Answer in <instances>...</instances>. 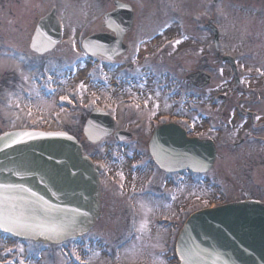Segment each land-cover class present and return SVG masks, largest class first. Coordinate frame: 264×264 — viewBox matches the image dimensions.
Here are the masks:
<instances>
[{
	"label": "rangeland",
	"instance_id": "1",
	"mask_svg": "<svg viewBox=\"0 0 264 264\" xmlns=\"http://www.w3.org/2000/svg\"><path fill=\"white\" fill-rule=\"evenodd\" d=\"M130 1L133 2V7L138 15L137 31L140 29L133 40L144 44L140 49L139 47L132 49V61L137 63L139 66L137 69L144 75L141 70L144 65L143 60L157 51L154 47L147 49L149 47L145 46L146 43L152 41L165 43L168 48L163 53L166 68L164 71L168 79L163 77V80L168 84L176 82L179 94L184 90V101L186 98L190 102L194 101L196 104L198 103L201 112L211 114L210 119L206 115L200 116L198 119L195 118L192 111V117L197 122L195 128L201 133H206L207 126L210 124V129L207 130L209 131L208 135L219 146L217 158L210 171L200 176L185 174L177 186L176 176H167L163 180L162 187L169 192V199H164V193L162 198H151V202L157 206V210L148 216L151 239L145 237L143 256L132 261L131 264H152L154 251L157 250L160 254L162 246H164L163 243H160L161 247L155 249L151 246L152 242L160 241L161 234H166L167 231L156 222L155 217L171 215V212L175 213L177 204L183 211L185 220L189 214L201 208L216 206L235 198H257L264 201V158L262 159L264 144L256 142L237 148L228 144L231 139L235 141L243 136L244 129L236 124L230 127L231 124L229 126L226 123L221 112L227 108L228 104L216 96L221 93L235 100L241 95L235 91L236 84L230 63L217 58L212 32L204 28L203 25L209 16L211 17L212 12L215 25L220 33L221 54H228L236 58L241 79L240 88L250 91L247 93L249 97H254L257 92L264 97V40H260L258 37L261 21H264V14H260V11L264 10V0H217L213 11L210 9L208 11V5H212V0ZM53 5L56 6V14L64 25V40L50 53L44 54L45 62H40L43 64L41 68L29 73L27 65L21 66L25 70V75H28L30 79L24 86L25 92L20 102V108H16L15 105L11 108L6 106V95L10 92L20 91L18 85L21 80L17 75V64L0 58V133L10 129L25 128L31 123L45 128H57L64 125L70 130L75 128L74 131H76L81 128L83 123V110H85L83 107L89 109L97 105H106L113 108L114 105H117L113 103L116 89L110 83L117 74L120 76L125 72V65L120 64L117 68L105 61L90 60L79 45L71 50L66 43L75 44L79 34L86 35L89 32L88 26L111 7L110 0H0V53L6 49H14L18 53L30 56L32 60L36 59L38 56L29 49L32 30L38 18ZM37 61L39 62V60ZM66 65L72 66L71 72L68 71ZM101 68L103 73L107 74V80L100 72ZM196 69L207 70L211 74V82L206 89L197 92L194 100V97L189 99L186 95L184 76ZM45 70H47V75L60 72L62 79L71 77L63 86L56 82L53 83V87L63 88L60 94L80 92L78 86L80 83H84L87 91L82 92L83 101L77 103L76 100H73L71 105L64 106L65 110L63 111L59 106L38 107L35 102L28 101L26 93L32 84L31 77L38 76L36 74L45 72ZM170 78L173 79L170 80ZM100 80L102 83L99 82ZM36 83L39 87L44 81L41 79ZM123 86H125L123 87L124 91L118 97L120 106L122 97L125 98L127 95H135L137 99H146L149 95L152 97L150 89L153 87L147 78L141 82L136 81L133 88L127 89L126 85ZM136 88L141 89L140 95L136 94ZM169 88L162 91L156 89V91L164 94ZM40 90L42 94L45 91L43 88ZM159 95L155 94V96ZM93 100L96 101L95 105L92 104ZM184 101L181 99L182 104H185ZM49 102L51 103V101ZM29 104L31 107L27 106ZM262 110L264 111V105ZM212 111L213 113H211ZM184 115H186L185 112ZM86 147L87 150L94 149L90 145ZM96 147L99 151L96 156H107L104 154L103 145ZM157 174L152 176V179L160 175ZM180 197L182 202L179 204L177 201L180 200ZM141 218L142 216L137 221ZM100 226L101 224H96L95 230L83 238V248L82 245L77 248L83 252L89 248L100 251V257L92 264H112V258L105 257L102 252L106 248L98 246L95 241L96 236L99 235L96 230ZM126 228L125 235H128L131 227L127 226ZM105 229L106 232L112 233L114 228L110 224ZM11 244L7 238L0 240V260L12 255L9 252V249H14ZM110 245L114 244L111 242ZM24 248L27 250V246ZM61 249V247L56 249L55 258L52 259L45 252L42 259L33 264H70L66 256L62 257ZM162 257L165 264H170V261L165 259L163 250ZM83 258L87 259L84 254Z\"/></svg>",
	"mask_w": 264,
	"mask_h": 264
},
{
	"label": "flooded vegetation",
	"instance_id": "2",
	"mask_svg": "<svg viewBox=\"0 0 264 264\" xmlns=\"http://www.w3.org/2000/svg\"><path fill=\"white\" fill-rule=\"evenodd\" d=\"M110 2L111 7L109 9H106L102 13V15L98 19H96V21L88 26L89 32L86 35H84L83 33L77 36L75 46L79 45L81 47L84 38L93 33H106L110 34L111 36H116L115 30L118 28H110L108 25V21L103 18V15L106 12L111 10L114 11L115 9H117L116 4H126L133 10V28L122 33V41L128 46V49L124 54L117 56L115 59H108L101 55L90 56L86 54L90 60L105 61L111 63L112 65H115L117 68L120 64L125 65V72L120 76L117 74L116 78H114L110 83V85L116 89V91L114 92L115 96L113 99V103L117 105H114L113 108H110L106 105H97L89 109L88 107H83L85 108V110H83V123L80 129L74 131L75 128L73 130H70V128H66L64 125H60L54 129L66 130L76 136L77 139L82 143L85 151L99 167L100 211L90 230L75 241L76 248L77 246L79 247V245H82L83 248V238L89 235L90 232L95 230L94 227L96 224H101L99 229L96 228V231L97 233H99V235L96 236L95 241L97 242L98 246L103 247V249L106 248V250L102 251L104 252L105 257L112 258L111 250H115V246L121 243V241L127 242V234L125 235V230L127 229V226L132 227L133 209L130 208V202L131 204L135 205L140 199L151 201L152 197L162 198L163 193L164 199H169V192L165 190L164 187H162V183L164 182L163 180L166 179L167 176H176V178L178 179V182H176V186L181 183L180 179L181 177H183L182 173L162 170L154 163V157L150 151V145L153 139L155 143L157 130L162 127L163 130H166L164 133L170 135H179V131L182 130L181 132L183 133L184 130L186 135L189 137H198L201 139L212 138L208 135L209 131H207L210 129V124H208L207 126L206 133H201L196 128L193 129L191 127L193 123L197 125L196 120H194V117H192V111L195 114V118L198 119L203 115H206L210 119L211 114L204 113L203 111L201 112L199 110V106L197 105L198 103L196 104V102L194 101L190 102L187 100V98L185 99L186 101H184V90L179 94V90L178 88H176V82L168 84L167 81L163 80V77L167 78V74H165L164 71L166 70V68L164 63L165 60L163 58V53L168 48L165 43H158L155 41L146 43L145 46L149 47L147 49L154 47V49H157V51L153 53L150 52L152 53V55L143 60L144 65L141 70L144 72V75L142 74V72H137V68L139 66L137 65V63H134L132 61L131 53L133 48L139 47L140 49V47L144 44L142 42L133 40L136 33L140 31V29L137 31L138 26L136 22L138 15L133 7V2L130 0H110ZM216 2L217 0L211 1L212 5H208V11L209 9L213 11V6L214 4H216ZM47 12H49V10ZM262 13L264 14V10L260 11V14ZM213 16L214 15H212L211 12V17L209 16L208 20ZM35 29L36 26H34L32 30L30 40L33 37ZM118 31L121 30L119 29ZM258 37L260 40H264V21H261V30L258 32ZM63 40L64 31H62L61 41L56 45V47L60 45ZM66 43L69 45V48L71 50H74L72 47V43ZM36 55L38 57H36V59H34L31 64L33 65L32 70L41 68V66L43 65L41 63L45 62L43 57L44 54ZM37 60H39V62ZM36 75H39V73ZM145 78L149 80V83L153 87V89H150L148 87L150 89V93L152 94V99L149 100L147 104H145L147 98L137 99L135 95L131 94L127 95V97L124 96L125 98L122 97V105L120 106L118 97L124 91L123 87L125 86L123 85H126L127 89H129V87L133 88L136 81L141 82ZM172 79L173 78H170V80ZM37 82H39V80ZM99 82L102 83L101 80ZM185 83V92L187 93L186 95H188L189 99L194 97V100L196 99L195 96L197 92L199 90L206 89V87L209 85L208 84L203 88H198L192 86L187 80H185ZM167 87H170L168 91H166L164 94L158 92L160 95L155 96L157 92L156 89L162 91L167 89ZM136 91V94L140 95L141 89L136 88ZM235 91L239 93L241 97L234 100L232 97L226 96L224 102L226 101L228 106L221 112V115L229 126L231 124L230 127H233L234 124L241 126L244 129V135L235 141L231 139L230 141H228V144L233 148H237L241 145L244 146L248 144H255L256 142L264 144V111L262 110L264 105V97L258 92L254 97L247 96V93H249L250 91L241 89L239 84H236ZM214 98L215 95L213 96V100ZM181 99L185 104L188 105L182 104ZM155 104L160 105L159 109L155 107ZM166 105H168L169 107H166ZM94 109H102L106 111V113L110 114L112 118L111 124L113 125V128L110 131H107V126L105 125L106 123L100 119V124L104 128H102V130L106 131H102V134L96 139V141L90 140L84 132V125L87 117ZM184 112L186 115H184ZM211 113H213V111ZM257 116L260 117L259 120L256 119ZM186 121L187 123H185ZM210 122L212 121L210 120ZM29 127L34 129H51L49 127L45 128L36 125H30ZM215 143L218 153L219 146L217 142ZM87 145L94 147V149L91 148L87 150ZM97 145H103V149L105 151L104 154H107V156H96L99 153L96 147ZM263 158L264 157H262V159ZM141 164H143V167L140 166ZM101 165H104L105 167H101ZM120 172H123L124 179L120 178ZM157 173L160 174V177L158 176L152 179V176L156 175ZM121 184H123L122 190L120 188ZM133 186H135V192L132 191ZM178 202L179 204L180 202H182L181 197L180 200L177 201V203ZM135 212L136 219L143 216V213L139 209V207L135 209ZM106 214L107 216H105ZM159 216H156L155 220H162L163 224L160 226L164 229H167V231L166 234H161L160 241L156 240V242L159 241V244L163 243L164 246H162V250L163 254H165V259L170 261V264H178L175 244L178 232L180 231L184 223L183 211L179 209V205L177 204L175 206V213L171 212V215ZM110 224L112 228H114L112 233H110L109 231L106 232L105 229V227ZM3 235L6 234L0 233V240ZM6 236H8V239L11 241V243L15 245V249L19 244H24L27 246V250H25V252L21 255L14 249L13 254L3 259L2 263L18 264L19 259H24L25 264H33L35 261H38L37 253L38 248L41 246L44 247L47 254L50 255V257L53 259L56 257V249H60V247H62L58 244H43L35 241H25L11 235ZM111 242L114 244L113 246L110 245ZM106 244L107 247H105ZM152 244L156 243L152 242ZM69 247H71V245H69ZM69 247H65L66 250H62V257L66 256L68 261L71 257ZM77 251L80 253L82 259H85L83 258V254L85 255L86 251L83 252V250L78 248ZM154 252L155 254H158L159 251L155 250ZM71 258L75 259L74 257Z\"/></svg>",
	"mask_w": 264,
	"mask_h": 264
},
{
	"label": "water",
	"instance_id": "3",
	"mask_svg": "<svg viewBox=\"0 0 264 264\" xmlns=\"http://www.w3.org/2000/svg\"><path fill=\"white\" fill-rule=\"evenodd\" d=\"M117 9L107 12L104 19L108 25L112 24L116 28L119 24L123 31L116 29V36L106 33H97L87 37L85 43H95L102 47L92 48L88 53L97 52L103 54V48L116 49L121 54L127 50L123 43V32L132 27L133 12L130 6L119 3ZM123 5L124 7H120ZM111 17L109 20L108 18ZM113 21L115 23H113ZM59 20L55 16V8L42 17L37 29L42 28L47 31L53 39L58 41ZM206 26L213 32L216 50L219 52V32L217 27L211 22ZM111 27V28H112ZM35 35V34H34ZM34 38V36H33ZM32 38V40H33ZM32 43V41H31ZM31 48V44H30ZM220 54L218 53V56ZM108 58V56H105ZM117 56H112L114 59ZM222 61H230L238 83L237 66L231 56H222ZM210 75L198 70L186 76V79L198 87H203L210 82ZM219 99H224V95H219ZM101 115L97 110L89 116L85 125V134L91 140H96L102 131L100 119L107 126V131L113 128L110 118ZM104 129V128H103ZM166 130L159 128L150 145V151L155 162L160 166L159 151L162 147L175 153H187L190 157H195L203 162L204 169H194L189 167L190 161H183L174 164L167 171L206 172L213 165L216 157V148L211 140H199L188 138L180 130L179 135L165 134ZM32 132L34 139L24 136L26 143L16 144L8 147L5 141L9 134L23 136L24 133ZM72 136L61 131H40V130H12L0 134V183L15 182L24 183L43 195L53 203L66 208H80L82 211L90 213L87 217H81L82 227L85 232L93 225L99 214L100 205V182L98 167L84 153L82 145L73 137L72 140L63 138V135ZM154 143V144H153ZM155 146V151H154ZM16 172H23L26 178L21 180L14 175ZM43 179L44 183H41ZM47 184L46 188L44 185ZM51 189L59 194L57 200L51 195ZM194 240L201 248L212 252V257L205 256L208 264L216 261V264H264V203L259 200L245 199L225 203L215 207L200 209L192 213L184 222L179 232L176 242V252L179 264H184L180 258L179 249L183 247L185 241ZM52 243L45 240H34Z\"/></svg>",
	"mask_w": 264,
	"mask_h": 264
},
{
	"label": "snow or ice",
	"instance_id": "4",
	"mask_svg": "<svg viewBox=\"0 0 264 264\" xmlns=\"http://www.w3.org/2000/svg\"><path fill=\"white\" fill-rule=\"evenodd\" d=\"M120 7H124L121 5ZM109 20L111 17L108 18ZM59 23V22H58ZM113 23H115L113 21ZM117 28L123 31V28L117 24ZM109 27H112V24H109ZM163 35V33H161ZM58 43L57 40L44 29L38 28L35 31L34 38L31 43V49L34 53L43 55L47 51H50ZM143 43V42H142ZM180 43V41H177ZM75 49V44L72 45ZM102 46L95 43H85L83 45L85 54L92 48H100ZM138 52V49H137ZM97 52H92V55H97ZM103 54L108 56L109 59L112 56H119L121 53L116 49H107L103 48ZM0 58L6 61H13L17 64V75L20 77L21 83L18 85L20 91L10 92L6 95V106L11 108L15 105L16 108H20V102L23 99V93L25 92V85L28 84L30 77L25 75V70L22 65H27L28 72L32 71L30 56H27L22 53H18L14 49H6L0 53ZM68 71L71 72L72 66L66 65ZM45 72H40L38 76L31 77L32 84L29 86L30 90L27 91V99L30 102H35L39 106L52 107L55 106V97L59 95V100L62 102L60 104L61 110L64 109L63 102L71 105L73 100H78L79 102L83 101L82 92L87 91V87L84 83L79 84L80 92H73L71 94H60L63 91V88L58 89L53 87V83L56 82L59 85L63 86L67 83V78H61L62 73L53 72L51 75L46 74ZM100 72L103 74L104 79L107 80L108 76L106 73H103V69H100ZM139 72V69H137ZM54 76L56 80L54 81ZM43 79L44 83L37 87V81ZM41 88L45 89L44 93H41ZM156 95H159L157 92ZM71 96V98H70ZM152 98L147 97L145 104ZM51 101V103L49 102ZM92 104L95 105L96 101L93 100ZM31 107V104L27 105ZM138 107V106H137ZM155 107L159 109L160 105L155 104ZM166 107H169L166 105ZM31 115V112H29ZM257 120L260 119L259 116L256 117ZM187 123V121L185 122ZM193 129L196 125L193 123L191 126ZM98 131H106L100 130ZM63 135V134H62ZM24 136H27L29 139H34L35 134L32 132L24 133L23 136L9 134L8 139L5 143L8 147H12L16 144L26 143ZM63 138L67 140H72V136L63 135ZM2 139V138H0ZM155 151V146H154ZM190 161L189 167L194 169H204L205 165L199 159L195 157H190L187 153H175L171 150L160 148L159 151V162L160 167L162 168H171L176 163H181L183 161ZM143 167V164L140 165ZM101 167H105L101 165ZM135 167V166H134ZM14 175L18 176L21 180L26 178V174L23 172H16ZM121 179H124L123 172L119 173ZM41 183H44L43 179ZM46 188L47 184L44 185ZM121 190L123 189V184L120 185ZM51 195L57 200L60 199L57 192L52 191ZM132 191L135 192V186H133ZM175 199V197H173ZM139 207L142 211V218L137 221L135 209ZM130 208L133 209L132 217V227L129 230V233L126 237V241H121L118 245L115 246V250H111L112 255V264H131L132 261L137 260L142 257L144 254V239L147 237L151 239V233L149 230V214L154 213L157 210L151 201H146L140 199L135 205L131 204ZM90 213L87 211H82L80 208H66L61 207L59 204L53 203L50 200L46 199L43 195L35 191L33 188L27 186L24 183H15V182H3L0 183V231L10 234L14 237H19L25 241L33 240H45L52 243H56L63 247H69L70 256L75 258V262L79 264H92V262L100 257V251L93 250L91 248L86 250L87 259H82L80 253L76 249L75 241L85 234V228L82 227L81 217H87ZM153 248H160V244L151 245ZM13 251L9 249V252ZM16 252L21 255L25 252L23 244H19L15 249ZM180 258L183 260L184 264H208V261L204 259L205 256L212 257L213 253L208 252L205 249L201 248L194 240L185 241L183 247L179 249ZM67 255V254H66ZM18 264H24V259H19ZM74 264V262H72ZM152 264H165V260L162 257V250L160 254H154L152 258ZM212 264H216V261H212ZM227 264V261H225Z\"/></svg>",
	"mask_w": 264,
	"mask_h": 264
}]
</instances>
